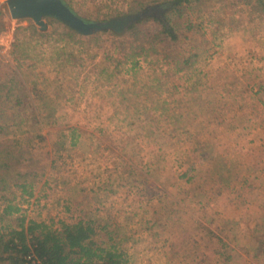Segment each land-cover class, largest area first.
Instances as JSON below:
<instances>
[{
    "label": "rangeland",
    "instance_id": "374dc122",
    "mask_svg": "<svg viewBox=\"0 0 264 264\" xmlns=\"http://www.w3.org/2000/svg\"><path fill=\"white\" fill-rule=\"evenodd\" d=\"M5 1L0 144L22 163L0 168V231L16 224L2 216L10 202L27 221L90 224L127 264H264L256 0H194L168 13L177 41L145 39L143 55L110 32L81 37L51 18L44 30L13 20ZM62 1L85 22L135 7Z\"/></svg>",
    "mask_w": 264,
    "mask_h": 264
},
{
    "label": "trees",
    "instance_id": "16d2710c",
    "mask_svg": "<svg viewBox=\"0 0 264 264\" xmlns=\"http://www.w3.org/2000/svg\"><path fill=\"white\" fill-rule=\"evenodd\" d=\"M194 0H135V7L128 12L129 15H134L142 12H155L161 14V17H147L137 23L131 25L123 35H115L112 31L103 30L101 33L110 32L112 36L117 38L127 37L132 40L133 44L137 45L140 52L137 55H143L144 49L141 48V43L145 39L159 40L160 44H168L177 41L176 29L179 24L172 25L168 13L180 9L182 6L191 4ZM256 2L264 11V2L256 0ZM164 15V17H163ZM55 23L64 26L73 35L81 37L92 35H83L69 28L60 20L51 18ZM96 21L94 23H103ZM171 21V24H170ZM144 24L154 26V31L146 33ZM151 36V38L149 37ZM7 87V86H6ZM4 99L7 100L10 96L7 93ZM0 134L3 133V128L0 127ZM0 155H3L6 162L0 164V168L8 170L12 164H8V159L12 160L16 165H20L21 158L12 155V152H7L1 149ZM1 183V181H0ZM2 216L10 218V221L15 220V226L7 223L3 233L0 231V264H127L123 260L122 255L117 253L112 246L106 248L97 244L94 239V229L90 224L78 222L76 224H66L58 222V227L54 228L52 224L37 223L27 221L20 209L10 202L2 210ZM1 218V216H0ZM7 230V231H6Z\"/></svg>",
    "mask_w": 264,
    "mask_h": 264
},
{
    "label": "water",
    "instance_id": "95a60500",
    "mask_svg": "<svg viewBox=\"0 0 264 264\" xmlns=\"http://www.w3.org/2000/svg\"><path fill=\"white\" fill-rule=\"evenodd\" d=\"M7 10L13 20H32L41 30L46 28L44 18L60 20L69 28L83 35L109 30L115 35H123L133 24L147 17H161L155 12H142L112 18L103 23L85 22L76 16L62 0H6Z\"/></svg>",
    "mask_w": 264,
    "mask_h": 264
}]
</instances>
